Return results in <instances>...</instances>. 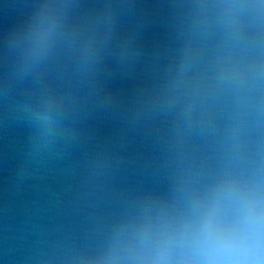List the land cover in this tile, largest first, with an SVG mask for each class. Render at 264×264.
Masks as SVG:
<instances>
[{
	"label": "clouds",
	"instance_id": "clouds-1",
	"mask_svg": "<svg viewBox=\"0 0 264 264\" xmlns=\"http://www.w3.org/2000/svg\"><path fill=\"white\" fill-rule=\"evenodd\" d=\"M232 218L217 219L215 211H210L208 223L188 238L187 243L194 249L198 250H217L222 247L238 248L245 243L255 239L258 243L264 242V221H258L255 236L242 228L239 224L234 225V233L231 241H221L216 235V227L218 224H232ZM167 243V242H165ZM166 250V249H164ZM155 264H162L156 261ZM192 264H252V262L244 259H209L204 261H195Z\"/></svg>",
	"mask_w": 264,
	"mask_h": 264
}]
</instances>
